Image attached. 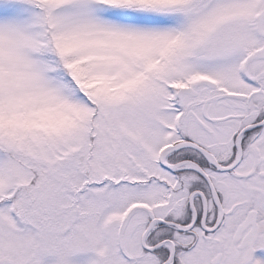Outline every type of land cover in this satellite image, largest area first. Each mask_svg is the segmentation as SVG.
Listing matches in <instances>:
<instances>
[{"label":"snow or ice","instance_id":"snow-or-ice-1","mask_svg":"<svg viewBox=\"0 0 264 264\" xmlns=\"http://www.w3.org/2000/svg\"><path fill=\"white\" fill-rule=\"evenodd\" d=\"M0 264H264V0H0Z\"/></svg>","mask_w":264,"mask_h":264}]
</instances>
